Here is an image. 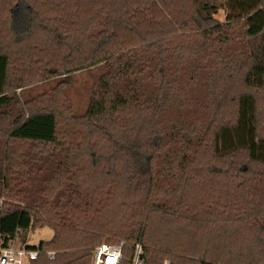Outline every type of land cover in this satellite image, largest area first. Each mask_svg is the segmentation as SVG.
<instances>
[{
	"label": "trees",
	"instance_id": "obj_1",
	"mask_svg": "<svg viewBox=\"0 0 264 264\" xmlns=\"http://www.w3.org/2000/svg\"><path fill=\"white\" fill-rule=\"evenodd\" d=\"M79 72L82 115L69 78L17 94ZM2 200V247L53 231L31 264L121 239L147 264H264V0H0Z\"/></svg>",
	"mask_w": 264,
	"mask_h": 264
},
{
	"label": "rangeland",
	"instance_id": "obj_2",
	"mask_svg": "<svg viewBox=\"0 0 264 264\" xmlns=\"http://www.w3.org/2000/svg\"><path fill=\"white\" fill-rule=\"evenodd\" d=\"M217 20L223 22L225 19V15L223 11H220L218 15L215 17ZM94 71V70H93ZM69 78V83L68 86H65L64 92L66 93V98L68 97L72 106L75 108V112L78 115H82L86 109V105L89 99V92L87 90H90V87L92 85V79L90 77V74L88 72H79L76 74H73L72 76L69 77H54L49 80L45 79H37V78H32L28 79L25 81L24 84H22V88L17 90V94L21 96L22 99H25L27 97L33 98L37 97L40 95H43L44 93L48 91H52L55 86L58 84H63L64 82H67L66 79ZM64 105V104H63ZM30 147V146H29ZM28 146L24 147V152L29 149ZM32 152V150H31ZM178 198H169L170 204L173 206L177 202ZM10 202V201H9ZM178 203V202H177ZM3 204V200L0 202V205ZM104 216V215H103ZM118 216L121 218V224L129 226V224L136 223V220L131 221L130 219H123L122 214H114V213H105L104 220L106 223L111 222L110 220L112 219H118ZM101 224H103L102 221L99 220ZM128 222V223H127ZM173 235H171V239H174V232H172ZM176 234V233H175ZM54 234L53 231L50 228H43V229H38L35 231L32 230H27V229H20L17 234L15 239L9 244L13 245L16 247H28V246H38L41 242H48L52 240ZM169 237V236H168ZM169 239V238H168ZM170 240V239H169ZM125 241L128 244H131L129 241H126L124 239H121L120 242ZM115 243L119 241H114ZM182 244V242H181ZM217 250V246H215L212 243V249ZM174 250V254L176 256H187V249L182 246L181 249ZM165 261H169L172 263V257H165ZM164 261V262H165Z\"/></svg>",
	"mask_w": 264,
	"mask_h": 264
},
{
	"label": "built area",
	"instance_id": "obj_3",
	"mask_svg": "<svg viewBox=\"0 0 264 264\" xmlns=\"http://www.w3.org/2000/svg\"><path fill=\"white\" fill-rule=\"evenodd\" d=\"M126 243H103L93 250L92 264H147L143 259V247L135 244L131 258L125 256ZM42 254L40 250L29 249L27 247H16L8 245L2 247L0 244V264H31ZM48 259L53 260L56 252L45 253ZM163 264H172L165 261Z\"/></svg>",
	"mask_w": 264,
	"mask_h": 264
}]
</instances>
